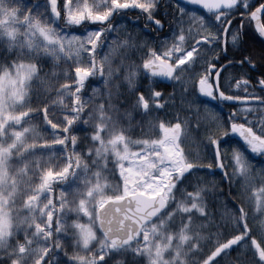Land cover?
<instances>
[{
	"label": "snow or ice",
	"instance_id": "6c2138e0",
	"mask_svg": "<svg viewBox=\"0 0 264 264\" xmlns=\"http://www.w3.org/2000/svg\"><path fill=\"white\" fill-rule=\"evenodd\" d=\"M159 4L16 0L14 15L22 31L9 33L0 52V205L6 199L15 204L20 195L22 219L5 224L0 208V264H264V200L257 196L255 208L246 206L247 193L264 195V163L257 169L248 159L255 154L264 160V49L254 63L242 40L245 21L258 20L264 2L183 0L182 6L181 0H171L167 28L154 18ZM132 9L143 13L145 27L153 25L164 40L149 47L134 44L131 36L121 39L124 29L116 21ZM200 9L207 14L198 15ZM257 31L264 37V25ZM133 49L142 53L141 63L127 55ZM49 61L53 71L45 72ZM237 67L247 69L248 78L230 75ZM254 72L259 76L249 75ZM157 77L179 84L185 111L205 114L192 130L204 129L201 151L182 148L190 121L179 112L167 122L153 117L161 138L132 141L109 115L115 111L111 91L106 98L101 94L103 103L94 102L100 89L87 95L86 82L102 80L107 87L122 78L134 110L145 116L166 113L175 96L158 90ZM145 78L147 89L140 84ZM252 80L259 94L247 92ZM233 81L236 89H245L243 97L229 94ZM201 96L228 111L221 115L202 105ZM248 104L254 107H239ZM257 112L259 118L249 119ZM33 118L38 125L25 128ZM79 125L90 134H73L84 130ZM130 144L139 151H131ZM37 153L50 155L26 159ZM14 155L22 167L10 179L2 170ZM217 169L230 187L237 175L243 178L233 211L220 221L204 203L200 175Z\"/></svg>",
	"mask_w": 264,
	"mask_h": 264
},
{
	"label": "trees",
	"instance_id": "16d2710c",
	"mask_svg": "<svg viewBox=\"0 0 264 264\" xmlns=\"http://www.w3.org/2000/svg\"><path fill=\"white\" fill-rule=\"evenodd\" d=\"M26 3L31 5L32 3L37 2V0H25ZM40 3H43V0H39ZM260 2H264V0H260ZM16 6V0H0V39L4 40L3 44H0V52L3 51V47L7 44V35L11 32H17L22 31V28L19 27L16 24V18L14 15V9ZM42 10V9H41ZM173 8L171 4V0H160V4L158 7V10L154 16L155 19H161V22L165 24V28L168 27L167 21H171L173 19ZM202 13L207 14V12L203 11ZM121 27L124 29V32L121 34V39H127L129 36L132 37L133 43H139L140 45H144L145 42H147L149 47H154L155 44L158 41L164 40V35L161 33L159 36L155 31H152L151 28L154 26L149 23V27H145L146 16L141 13L138 9H132L127 11L126 14L118 17L117 21ZM262 23L264 25V14L262 15ZM245 34L242 36L243 40V48L246 50L245 54L251 53L253 54L256 59L253 61L254 63H257L260 61V51L264 49V42L260 38L259 34L256 32L253 21L252 20H246L245 21ZM115 36V34H112L110 36V39H112ZM235 52V49L232 50V52L229 53V59H233V53ZM103 55V53L101 54ZM127 55L130 57L131 61L136 63H141L140 56L142 55L141 52L135 51L134 49L129 51ZM119 57L114 56V60L118 62ZM239 59V55L237 54L235 56V59L233 62ZM0 62L2 61V57H0ZM27 62V61H25ZM61 67L67 68L66 64H62ZM45 72L53 71L51 68V61H49L48 64L44 66ZM13 74L15 73V69L12 70ZM54 71L59 72L60 69H54ZM247 69L241 70L240 68H232L229 70L230 75L235 76L237 80L240 79H246L248 78L245 73L247 72ZM249 75L253 76H259L258 72L249 73ZM41 77L43 79V73L41 74ZM154 80H160L161 84L158 90L165 91L166 93H174L175 99L174 103H172L169 107V109L166 111V113H160V112H153L151 115L145 116L142 115V110H134L131 107V101L126 102L127 99V90H126V83H124L121 79H113L111 84H108L107 87L104 86V81L102 80H95L92 82L90 86L87 85V95L92 96V88L100 89V92L96 94V97L94 98V102L103 103L104 100L101 99V94L106 98L107 93L110 90L112 93V104L115 109V111L110 112L109 115H112L118 119V128L119 130H125V136L132 141H135L139 139L138 135L143 134L148 130V128L152 127L151 125L153 123L157 124L158 121H153L154 116H160L162 119H165V121L171 120L172 115L176 113L177 111L183 112L186 118H188L189 114L188 111H185L186 107H184L183 102L180 100L179 93L177 92L176 88L174 87L172 82L165 81L164 79L157 77L154 78ZM63 82V81H62ZM70 82V81H69ZM149 80L147 78L142 79L140 81V84L145 89L149 86ZM250 84L252 86L248 87L247 92H256L257 94L260 93L259 86L256 84V80L250 81ZM154 85V81H153ZM233 86H235V81H233ZM33 87H36V85H33ZM233 94V93H229ZM234 95H240L243 97L245 95V89L242 87L237 90V92ZM67 102V101H66ZM239 107H254V105L248 104V105H239ZM260 113H255V116L249 117V119L253 118H259ZM87 118V117H85ZM192 119V118H191ZM188 120V119H187ZM175 122L174 120L172 121ZM34 125H38V120L33 118L32 120L27 121L24 124L25 128L33 127ZM189 125L192 127L193 125L189 123ZM78 128H83L82 131H76L73 134L77 135L78 137H84L87 134H90V129L87 128V126L79 125ZM157 128V127H156ZM156 128L151 129L149 133H154L156 131ZM39 130V129H38ZM47 134V133H45ZM106 135V134H104ZM107 138V135H106ZM12 141L11 139H8L4 143V147L6 148L8 144H10ZM31 138L28 139V143H31ZM85 143H88L85 141ZM86 151V149H84ZM80 151V149H78ZM49 153H37L35 156H27V160H34L39 159L42 156L47 159ZM204 162V161H203ZM56 163H59V160L56 161ZM207 164V163H205ZM22 167V163L15 157V155L10 158L5 165L4 169L2 170L4 173H7L9 178H14L16 176L17 170H19ZM29 179H33V177L29 176ZM111 183H114L115 181H110ZM28 185L25 184L22 187H27ZM59 187L54 189V196L58 197L59 194ZM21 196L18 195L16 198V203L12 204L7 199L5 200L4 205H0V208L3 210L4 216L7 218V223L11 222L13 224L18 223L20 219H22V212L21 209ZM82 222V221H81ZM234 251L232 252V258L235 259ZM125 259L130 260L131 256L125 257Z\"/></svg>",
	"mask_w": 264,
	"mask_h": 264
},
{
	"label": "rangeland",
	"instance_id": "374dc122",
	"mask_svg": "<svg viewBox=\"0 0 264 264\" xmlns=\"http://www.w3.org/2000/svg\"><path fill=\"white\" fill-rule=\"evenodd\" d=\"M181 2H183V0H181ZM181 5L183 6V3ZM195 7H197V6H195ZM201 10H204V9H201ZM204 11L207 12V10H204ZM198 12L202 13L200 10ZM169 82H171V81H169ZM174 87L176 88L177 92L179 93L180 100L182 101V98L180 95L179 84H175ZM203 99H204L203 96L199 97L201 104L207 105L209 108L213 109L212 105H210L207 102H203ZM183 104H184V107H186L187 104H185V103H183ZM190 111H192V109H190ZM177 112H179V111H177ZM179 113H180V116L182 118H186V116L184 115L183 112H179ZM204 117H205L204 113H201L200 115H197V113H196L194 118L188 119L193 126L191 127L189 124L187 125V128L190 131H189L188 136L185 138L184 143L181 145L182 148H184L186 152L192 151L195 153V152L201 151V148L199 146V142L197 141L198 132L192 131V130L196 129L197 120L204 121ZM158 123L156 124L157 128L155 127L156 131L154 133H149V131L151 129H154L153 127H150L143 134L139 133L138 135H136L139 137V139H137V140L161 138L163 134H162V132L159 131ZM203 130H204L203 128L199 129V131H201V132H203ZM120 147L122 149L123 146L121 145ZM129 147H130L131 151H139V148L134 146V145L130 144ZM248 159H249L251 165L256 166L257 169L259 168V165L261 163H264V160H261V158L259 156H256L255 154L248 155ZM225 162H227V161H225ZM227 170L230 172L231 168H229ZM200 175L204 178L201 182V187H203L205 189L204 203L207 205L208 211L215 213L214 219L217 221H220L222 217L226 216L227 214H229L233 211V208H234L235 203H236L237 189L241 186V184L243 182V178L241 176L237 175L234 178V183L232 184V189H231L232 191L231 192L229 191V194H222V192H225V191H222V189L219 190V188H218L219 187L218 185H220V182H221V180H220L221 175L216 179H214V177H211V176H209V178H208V176H206V172H204V171L201 172ZM114 183H116V182H114ZM224 187L226 190L227 187L226 186H224ZM259 187H261L260 184L255 185V188L258 189ZM59 190H60V188H59ZM188 190L191 191L192 189H188ZM219 191H221V192H219ZM246 196L251 197L250 201L246 200V206L248 203H251L253 208H255V206H256L257 196H260L261 200H264V195L260 194L257 191L247 193ZM82 222L86 223L87 218H84V220H82ZM4 223L7 224V218L5 216H4ZM205 235H207V233H205ZM213 242H214V238H213ZM232 252L233 251H230V257L231 258H232ZM234 255H236L235 251H234ZM222 258L223 257H219L218 259H222Z\"/></svg>",
	"mask_w": 264,
	"mask_h": 264
},
{
	"label": "flooded vegetation",
	"instance_id": "af4514ba",
	"mask_svg": "<svg viewBox=\"0 0 264 264\" xmlns=\"http://www.w3.org/2000/svg\"><path fill=\"white\" fill-rule=\"evenodd\" d=\"M182 3H183V2H181V4H182ZM189 7H190L191 9L196 8L195 6H189ZM200 11L203 12L204 10H201V9H200ZM204 12H205V11H204ZM200 14H204V13H200V12H198V15H200ZM209 55L211 56V55H213V53H209ZM223 63H228V61L225 60V61H223ZM237 90H238V89H236L235 86H233V91H230V92L233 93V94H235V93L237 92ZM203 102H207V103H209L210 105H212L213 109H215V111L218 112V113H220L221 115H223L224 113H226V112L228 111V109H227L225 106H222V105H220V104H218V103H216V102H214V101H209L208 98H206V97H204ZM187 108H188V105H186V109H187ZM191 109H192V111L188 110V113H190V114H189V116H188L187 119H190V118H194V117H195V114H196L195 112H196V110H195V108H191ZM253 116H255V114H254ZM204 133H205L204 130H203V132L198 131V135H197V141H198V142H199L200 138H201L202 136L205 135ZM210 162H211L210 159L204 161V163H210ZM227 171H228V170H227ZM204 172H206V176H208V178H209V176H211V177H214V179H216V178H218V177L221 175V172H220L219 169L215 170V174H212V173L208 172V170H205ZM220 180H221V179H220ZM213 185H214V184H213ZM218 186H219V187H218L219 190L222 189V191H225V192H222V194H229V191H230V192L232 191V190H231V189H232V186L229 187V183H228L227 180H221L220 185H218ZM224 186L227 187L226 190H225V187H224ZM219 192H221V191H219Z\"/></svg>",
	"mask_w": 264,
	"mask_h": 264
},
{
	"label": "water",
	"instance_id": "95a60500",
	"mask_svg": "<svg viewBox=\"0 0 264 264\" xmlns=\"http://www.w3.org/2000/svg\"><path fill=\"white\" fill-rule=\"evenodd\" d=\"M262 15H263V14L260 15V17H259L258 20H252V21H253L254 28H255V30H256V32H257L258 34H259V32L257 31V25H258V24L263 25V23H262ZM259 36H260V34H259ZM260 38H261L262 41L264 42V37H261V36H260Z\"/></svg>",
	"mask_w": 264,
	"mask_h": 264
}]
</instances>
